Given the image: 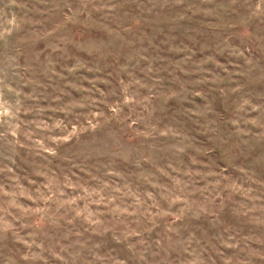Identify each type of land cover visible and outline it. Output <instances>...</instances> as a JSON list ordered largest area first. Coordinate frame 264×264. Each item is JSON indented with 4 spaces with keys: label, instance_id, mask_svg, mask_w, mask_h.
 <instances>
[{
    "label": "rangeland",
    "instance_id": "1",
    "mask_svg": "<svg viewBox=\"0 0 264 264\" xmlns=\"http://www.w3.org/2000/svg\"><path fill=\"white\" fill-rule=\"evenodd\" d=\"M0 264H264V0H0Z\"/></svg>",
    "mask_w": 264,
    "mask_h": 264
}]
</instances>
